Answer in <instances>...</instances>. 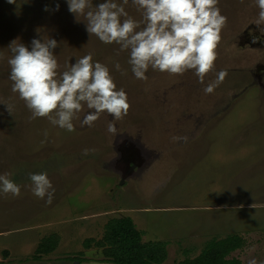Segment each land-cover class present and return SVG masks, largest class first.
<instances>
[{"label": "rangeland", "instance_id": "374dc122", "mask_svg": "<svg viewBox=\"0 0 264 264\" xmlns=\"http://www.w3.org/2000/svg\"><path fill=\"white\" fill-rule=\"evenodd\" d=\"M102 2L92 0L93 7ZM123 6L142 21L135 5ZM218 7L227 23L201 83L194 70L149 68L147 80L136 79L129 53L89 34L85 17L70 13L66 0H0V174L21 185L19 197L0 195V264H108L102 250L83 244L99 241L115 218L130 219L143 243L165 242L162 264L194 260L207 243L229 236L244 242L229 259L264 264V25L254 24L255 0H219ZM48 38L58 43L60 72L89 53L106 65L128 96V114L113 120L104 112L92 127L82 126L93 111L84 105L73 132L47 117L30 119L12 91L8 47L16 40L30 50L33 39ZM221 70L228 75L205 94ZM110 121L116 134L107 130ZM41 172L55 188L50 204L31 191L29 174ZM52 235L54 252L35 258Z\"/></svg>", "mask_w": 264, "mask_h": 264}, {"label": "clouds", "instance_id": "9594fccd", "mask_svg": "<svg viewBox=\"0 0 264 264\" xmlns=\"http://www.w3.org/2000/svg\"><path fill=\"white\" fill-rule=\"evenodd\" d=\"M15 0H8L14 3ZM131 4L142 12V21L130 17L124 4ZM70 13L82 15L87 20L86 30L105 44H117L120 51L129 53L128 65L138 80H147L149 68L169 74H183L194 70L200 82L214 68L216 49L221 39V30L227 17L221 14L219 0H103L93 7L92 0H66ZM259 9L254 24L264 25V0H255ZM45 11L48 8L45 7ZM59 10V5H56ZM123 18V19H122ZM144 24L141 30L140 25ZM58 47L55 39H33L29 47L12 41L8 49L11 58L9 79L12 91L18 93L31 112L30 119L47 117L53 126L75 131L73 120L84 105L88 112L82 126L92 127L101 113L107 112L113 120L128 114V96L117 89L109 68L93 60L89 53L66 65L60 72L53 50ZM120 71V65H115ZM122 75L126 72L121 71ZM227 70L217 73L216 79L204 89L211 94L224 81ZM9 114L11 107L6 106ZM108 132L116 134L114 122L108 124ZM187 137L173 136V142ZM88 155V150H84ZM0 174V195H21V185ZM32 194L46 203H51L55 188L46 172L30 173ZM255 246H253L254 248ZM247 264H261L251 258Z\"/></svg>", "mask_w": 264, "mask_h": 264}, {"label": "trees", "instance_id": "16d2710c", "mask_svg": "<svg viewBox=\"0 0 264 264\" xmlns=\"http://www.w3.org/2000/svg\"><path fill=\"white\" fill-rule=\"evenodd\" d=\"M58 237L52 235L44 239L36 250V257L54 252ZM94 246L102 250L103 263L108 264H162L167 258L165 242H142V235L128 218H115L106 223L102 238L94 242L87 240L83 247ZM243 240L229 236L223 240H212L206 244L201 254L194 260L182 264H240L229 259L230 254L241 249Z\"/></svg>", "mask_w": 264, "mask_h": 264}]
</instances>
